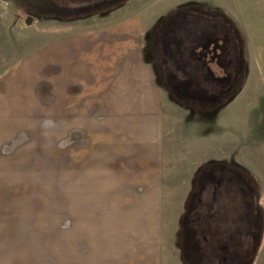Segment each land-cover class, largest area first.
Here are the masks:
<instances>
[{"label":"rangeland","instance_id":"1","mask_svg":"<svg viewBox=\"0 0 264 264\" xmlns=\"http://www.w3.org/2000/svg\"><path fill=\"white\" fill-rule=\"evenodd\" d=\"M78 1L0 0V264H264V0H124L68 17ZM189 9L215 20L209 44L229 33L227 50L199 80L174 54L178 21L161 41L166 81L155 33ZM212 167L249 188L248 218L210 217Z\"/></svg>","mask_w":264,"mask_h":264},{"label":"flooded vegetation","instance_id":"2","mask_svg":"<svg viewBox=\"0 0 264 264\" xmlns=\"http://www.w3.org/2000/svg\"><path fill=\"white\" fill-rule=\"evenodd\" d=\"M70 1H75L76 0H70ZM78 1V0H77ZM115 0H108L106 2H102L101 4L105 5L108 3L111 4L113 3ZM101 2V0H86V1H78V8H80L79 10H82L83 8L88 9V8H92L94 7V5H98L97 3ZM100 4V3H99ZM45 8H48L47 6H45ZM77 8V7H76ZM84 10V9H83ZM185 20V18H181L180 21ZM183 25H180L181 27V33L179 35H183L184 39H176L177 41H175L174 45V54L177 55V57L186 55L185 57H187L186 59H190L192 62V66L193 68L195 67V69L193 71H195L194 73L190 74H194L197 78H203V74L209 79V76L211 75V72H208V69L206 68V58L210 57V59H212L211 55H215L217 56L218 53H220V49H221V53L224 54V52H226V49H222V46L228 45V34L229 33H222V37L220 38L219 41H211V43H208L209 37H204L205 33L202 35L207 42L203 43V39L201 40L200 43V47L194 46L192 43L195 42L193 40L192 42V37L196 34L197 32V27L196 25H188L185 24V21L181 22ZM178 26V25H177ZM190 28H187V27ZM185 33V34H184ZM202 38V37H201ZM219 49V51H218ZM196 50H198L196 52ZM223 50V51H222ZM193 51H195L196 54H193ZM214 60V58L212 59ZM211 60V61H212ZM210 61V62H211ZM195 62V63H193ZM179 63V62H178ZM197 63H198V67H197ZM189 64V63H188ZM178 65V64H177ZM195 65V66H194ZM180 66V65H178ZM191 67V70H192ZM180 68L181 70H179L178 73L183 74H189L186 73L185 71L182 72L183 67H177ZM184 70V69H183ZM234 74V73H233ZM232 74V77L228 76V74H226L227 78H231L232 80L234 79ZM233 83V81H231L228 84V79L219 87L218 93H215L214 96H211L210 100L211 102H209L211 105L213 103H215L213 100H223L222 99V93H224V98L225 96H227L225 93L226 91L229 89V86ZM188 93H184V95H187ZM179 96V95H178ZM182 96V95H181ZM180 100V98H179ZM183 100H186L185 98ZM181 101V100H180ZM208 177L211 178V180L213 181V183H215L210 191V195L208 197L209 201H211V204L214 205V208L212 209L213 212H211L210 217L211 218H217L220 217L221 213H224V211L227 209V215H232L230 217L236 218V217H249L250 214L245 215L244 212L242 213V210L247 212V205H251V201H250V193H249V188L244 186L243 184L239 183V179L234 178L231 173L228 171H224L221 168H216V167H212L210 169H208L205 174H204V178ZM236 182L234 185L231 186L232 182ZM230 207V209H229ZM231 207H233V209L231 210ZM239 210H241V213H237ZM251 213H253V210H250ZM239 218V219H240ZM242 219V218H241ZM249 220V219H248ZM236 221V220H235ZM234 221V222H235ZM233 230L232 232L234 234H236L237 236L238 233L241 232L242 234V229H243V225L242 222L238 223L237 226H235L236 224H233ZM233 233L231 235H233ZM244 235V234H243ZM241 235V236H243ZM238 256V254H237ZM240 261V260H239Z\"/></svg>","mask_w":264,"mask_h":264},{"label":"crops","instance_id":"3","mask_svg":"<svg viewBox=\"0 0 264 264\" xmlns=\"http://www.w3.org/2000/svg\"><path fill=\"white\" fill-rule=\"evenodd\" d=\"M206 8H210V7H206ZM213 9H216V10H218V11H221V12H223V13H225L226 15H229V13L227 12V11H225V10H222V9H218V8H213ZM193 15V19H194V22H192V20H191V18H190V16H192ZM230 16V15H229ZM231 17V16H230ZM181 18L183 19V18H185V19H187V24L188 25H196V27H197V32H196V34L192 37V42H193V40L194 41H197V39H198V34H199V30H200V35L204 32L203 30H202V25L203 24H209V25H211V26H216V22H215V20L214 19H206V20H208V22L206 21V20H203V18L202 17H200L198 14H196L195 13V11L194 10H181V11H178V12H174L170 17L168 16V21L166 22V23H163L162 25H160V27L156 30V33H155V40H154V45L156 46V50H157V52H159V53H157V55H158V57L159 58H162V56H161V54H162V52H163V54H164V59L162 58L161 60H160V62H161V69L163 70V73H162V76L164 77V79L167 81L168 79L170 80V81H172L170 78L171 77H169V73H170V71H172L173 69H176L175 67H173V66H171V64H170V58H168L167 56H165L166 55V53L164 52L165 50L163 49L162 50V44H161V41H162V39L164 38V32L166 31V30H168L169 28H175L176 29V27H177V22L178 21H180L181 20ZM232 18V17H231ZM233 19V18H232ZM233 21H234V19H233ZM234 23H236V22H234ZM182 24V23H181ZM131 26H132V28L134 29V26H133V24L131 23L130 24ZM183 25V24H182ZM234 26H235V29H236V31L239 33V27L237 26V25H235L234 24ZM130 27V26H129ZM130 30H132V29H130ZM179 30L181 31V28H179ZM200 37H202V35L200 36ZM222 37V36H221ZM184 39V36L182 35H177L176 36V39L178 40V39ZM176 41V40H175ZM194 46H197L196 45V43L195 42H193L192 43ZM172 45H174V44H172ZM157 46H158V48H157ZM199 47H200V44L198 45ZM160 51H159V50ZM168 55V54H167ZM167 58H168V60H167ZM187 60V63H189L188 65L190 66V65H192V62H191V60L189 59H186ZM193 63H195V62H193ZM165 67V68H164ZM191 67V66H190ZM177 74L178 75H181L180 73H178L177 72ZM139 75H141V74H139ZM141 78H142V76H141ZM170 85V84H169ZM142 87H144V86H142L141 85V88ZM171 88V87H170ZM178 91H179V88H178ZM179 92H182V91H179ZM183 93V92H182ZM161 257H162V255H161ZM163 259H164V256L162 257V260L161 259H158L157 258V260H155V264H161L160 262H162L163 261Z\"/></svg>","mask_w":264,"mask_h":264},{"label":"water","instance_id":"4","mask_svg":"<svg viewBox=\"0 0 264 264\" xmlns=\"http://www.w3.org/2000/svg\"><path fill=\"white\" fill-rule=\"evenodd\" d=\"M113 3H118V1L115 0ZM105 5H107V4H105ZM103 6H104L103 4H101V5H94V7L85 9V11H87V12H95V11L102 12V11H99V10H101L100 7H103ZM82 11L83 10H79L77 13H81ZM62 15H64V14H62ZM26 23H28V24L30 23V18H27ZM193 95H197V93H193Z\"/></svg>","mask_w":264,"mask_h":264},{"label":"trees","instance_id":"5","mask_svg":"<svg viewBox=\"0 0 264 264\" xmlns=\"http://www.w3.org/2000/svg\"><path fill=\"white\" fill-rule=\"evenodd\" d=\"M117 1H118V2H123L124 0H117ZM99 11H101V10H99ZM55 14H57V13H55ZM55 14L53 13L54 16H62L61 14H58V15H55ZM77 14H78V13H76V14H67V15H68V17H69V16H71V15H77ZM48 15H49V14H48ZM51 15H52V14H51ZM63 16H64V15H63ZM63 16H62V17H63ZM216 93H218V90L216 91ZM226 98H227V96H226Z\"/></svg>","mask_w":264,"mask_h":264}]
</instances>
